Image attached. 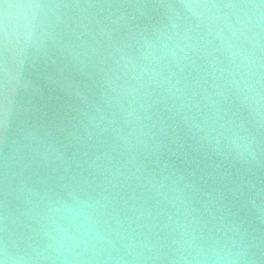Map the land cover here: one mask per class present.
Instances as JSON below:
<instances>
[{"label":"water","instance_id":"water-1","mask_svg":"<svg viewBox=\"0 0 264 264\" xmlns=\"http://www.w3.org/2000/svg\"><path fill=\"white\" fill-rule=\"evenodd\" d=\"M29 3L23 51L0 33V261L264 264V0H0V31Z\"/></svg>","mask_w":264,"mask_h":264},{"label":"clouds","instance_id":"clouds-1","mask_svg":"<svg viewBox=\"0 0 264 264\" xmlns=\"http://www.w3.org/2000/svg\"><path fill=\"white\" fill-rule=\"evenodd\" d=\"M13 6L6 5L5 6V16L2 26V48L4 53L6 54L9 49V45H13L14 47L18 48L20 52L23 51V46L27 43L29 39V34L32 31V26L36 21L37 16H43L45 13L43 12V9H46L47 5H41L39 3H29V4H23V5H16L15 8L22 11L23 14V20L15 26V28L12 27V17L9 14V9ZM185 7H192V5H185ZM208 10H215V12L220 13L221 15L224 14V10H230L236 7H239L237 5H231V4H210V5H204ZM247 7V6H245ZM253 8H261L264 7V4L262 5H252ZM243 23L241 22V27H243ZM239 31V29H232V35L235 36V33ZM261 31H264V29H261L260 27V21H257V26L255 31L253 32L252 39L254 40V47L258 50V52L264 51V47L261 46V40L264 39V37L261 36ZM13 37L14 39H10ZM207 44H211V41H206ZM197 47H199V44H194L190 40H184L183 46H179V50L183 52L185 55H188L190 52H195ZM259 62V57L254 61V63ZM0 264H6L5 261H0Z\"/></svg>","mask_w":264,"mask_h":264}]
</instances>
